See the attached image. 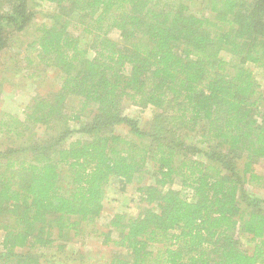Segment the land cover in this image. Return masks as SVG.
<instances>
[{
  "label": "trees",
  "instance_id": "16d2710c",
  "mask_svg": "<svg viewBox=\"0 0 264 264\" xmlns=\"http://www.w3.org/2000/svg\"><path fill=\"white\" fill-rule=\"evenodd\" d=\"M6 1L0 54L40 13L28 47L60 85L1 126L59 130L0 151V264H89L68 241L112 177L142 204L87 231L114 246L102 264H264V0H36L52 10L36 16ZM125 100L153 108L150 129Z\"/></svg>",
  "mask_w": 264,
  "mask_h": 264
},
{
  "label": "rangeland",
  "instance_id": "374dc122",
  "mask_svg": "<svg viewBox=\"0 0 264 264\" xmlns=\"http://www.w3.org/2000/svg\"><path fill=\"white\" fill-rule=\"evenodd\" d=\"M29 8L35 12L42 10L44 12L52 11L48 3H43L45 6L38 7L39 2L36 0H28ZM199 1L192 6L193 11L202 10ZM10 7V2L0 0V11H7ZM38 13V12H37ZM42 20L41 14L38 13L34 19V23L28 29L15 32L7 30V45L0 54V151H10L19 148L27 141H31V137L35 140L42 141L47 139L50 134L56 133L59 130L57 125L55 129L48 128L45 124H31L26 122L30 128L24 124L19 126L15 123L13 132L8 131L7 127L1 126L2 122H11L13 117L20 121H25L29 112V106L34 97L49 96L59 88L60 79L59 71L53 67H47L45 63H38L36 52L29 49V43L34 39L36 34V26ZM112 35L117 37V33ZM257 78L264 84V70L255 68ZM124 114L138 119L140 126L148 130L152 125L153 118L152 107H141L132 104L129 100L124 102ZM79 106V102L71 98L68 103L69 110ZM12 116V117H11ZM88 116V115H87ZM83 116V120L88 119ZM71 124L78 126V122L71 121ZM18 132L16 133L15 132ZM18 130V131H17ZM117 131L127 133L126 126L119 127ZM20 132V134H19ZM52 133V134H53ZM193 139V138H192ZM256 169L259 172H264V160L256 164ZM175 188H179L176 184ZM105 207L102 218L96 224L86 225L82 227L85 233H80L72 238L68 243L79 250H82L84 255L91 254V260H87L89 264H102L107 261L108 256L113 252L114 246H107L103 243V238L96 236L94 233L88 234L87 231L93 229H105L104 224L109 218L118 211H125L131 214H138L141 210L139 201V193L136 190V185L126 183L124 179L112 177L106 189ZM184 193L186 192L183 190ZM145 205V204H143ZM3 230L0 228V236ZM67 243V244H68ZM241 243L249 251H252L255 243L247 237L241 238ZM58 244V243H57ZM93 260V261H92ZM77 263V262H76ZM80 264V262H78Z\"/></svg>",
  "mask_w": 264,
  "mask_h": 264
}]
</instances>
